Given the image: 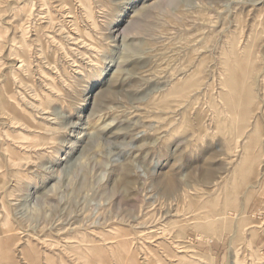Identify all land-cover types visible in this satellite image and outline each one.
Wrapping results in <instances>:
<instances>
[{
	"label": "rangeland",
	"instance_id": "374dc122",
	"mask_svg": "<svg viewBox=\"0 0 264 264\" xmlns=\"http://www.w3.org/2000/svg\"><path fill=\"white\" fill-rule=\"evenodd\" d=\"M0 111L3 264H264V0H0Z\"/></svg>",
	"mask_w": 264,
	"mask_h": 264
},
{
	"label": "bare ground",
	"instance_id": "6f19581e",
	"mask_svg": "<svg viewBox=\"0 0 264 264\" xmlns=\"http://www.w3.org/2000/svg\"><path fill=\"white\" fill-rule=\"evenodd\" d=\"M58 5V4H57ZM69 15V14H68ZM70 16V15H69ZM72 22V21H71ZM76 41H78V40H76ZM77 43V42H76ZM81 43V42H80ZM84 43H86V42H84ZM125 43V42H124ZM127 46V45H126ZM127 50V49H126ZM24 61V60H23ZM24 63V62H23ZM18 64V63H17ZM20 65V64H19ZM24 66H25V63H24ZM129 69V68H128ZM129 71V70H128ZM130 72V71H129ZM185 72V71H184ZM137 73V72H136ZM137 76V75H136ZM150 77V76H149ZM9 79V78H8ZM238 81V75H237V73H236V69H232V71H230L229 73H228V75H226V77L224 78V82H225V84L226 85H229V86H238L239 85V81ZM174 82V81H173ZM172 82V83H173ZM169 84V83H168ZM171 84V83H170ZM113 87V86H112ZM122 88V87H121ZM121 88H119V89H121ZM107 89V88H106ZM190 89H191V87H190V85H189V82H188V80H185V81H180V80H178V81H176V82H174L173 83V85L170 87V91H169V95L170 96H177V97H179L180 99H181V101L180 102H185V100H186V97H187V95H188V92L190 91ZM114 90V89H113ZM107 91V90H106ZM126 91V90H125ZM115 92V91H114ZM21 93V92H20ZM123 93V92H122ZM17 94V93H16ZM22 94V93H21ZM115 94V93H114ZM239 94H240V96H242V97H244L245 95H249L250 93H249V90H248V87L247 86H245L241 91H239ZM169 95H161V96H159V97H156V100H158V101H162V102H166L167 100H168V96ZM130 96V95H129ZM128 96V97H129ZM6 97V96H5ZM130 98V97H129ZM245 98V97H244ZM1 99H3V98H1ZM246 100H247V98H245ZM18 100V99H17ZM13 101V100H12ZM3 102H4V99H3ZM5 102H7V101H5ZM16 103V102H15ZM8 104V103H7ZM3 105V104H2ZM10 105V104H9ZM14 105V104H13ZM137 105V104H136ZM16 106H18V105H16ZM34 106H37L36 104L34 105ZM135 106V105H134ZM14 107V106H13ZM99 107V106H98ZM3 108V107H2ZM16 107H14V109H15ZM7 109V108H6ZM21 109V108H20ZM8 111V109L5 111V112H7ZM1 112V111H0ZM13 112V111H12ZM43 112H45V111H43ZM9 113H10V111H9ZM18 114L19 112H17V111H15V113L14 114ZM21 113H23L22 111H21ZM4 114V113H3ZM12 115V114H11ZM10 116V115H9ZM8 116V117H9ZM18 116V115H17ZM26 117H27V115H25ZM3 117V116H2ZM11 117V116H10ZM16 118H18L19 119V117H16ZM21 118V117H20ZM29 118V117H28ZM27 118V119H28ZM10 119V118H9ZM14 120V119H13ZM12 120V121H13ZM22 120V119H21ZM28 120H30V119H28ZM10 121V120H9ZM11 121V122H12ZM22 121H24V120H22ZM25 121H27V120H25ZM25 121H24V123H25ZM227 121H229V119L227 120ZM226 121V122H227ZM23 122H21V124H22ZM29 123V122H28ZM27 123V124H28ZM228 123V122H227ZM26 124V125H27ZM32 124V123H31ZM25 125V126H26ZM247 124H246V120H245V118H242L241 119V123H240V127L242 128V127H245ZM33 126V125H32ZM31 126V127H32ZM39 126H41V125H39ZM1 127V126H0ZM38 127V126H37ZM37 127H36V129H37ZM7 128V127H6ZM43 128V127H42ZM41 127H40V129H42ZM28 129V128H27ZM33 130H34V128H32ZM31 129V130H32ZM37 130H39V128L37 129ZM40 131V130H39ZM228 132V131H227ZM22 134V133H21ZM2 135V134H1ZM20 135V134H19ZM25 134H23V136H24ZM38 135H40V134H38ZM8 136V135H7ZM22 136V135H21ZM28 136V135H27ZM24 137H26V136H24ZM29 137H31V136H29ZM36 137V136H35ZM42 137V136H41ZM12 138V137H11ZM20 139H21V137H20ZM23 140V139H22ZM19 141V140H18ZM21 142V141H20ZM248 143V142H247ZM26 145V144H25ZM24 145V147H26ZM19 146V145H18ZM28 146V145H27ZM10 147H12V146H10ZM14 148V147H13ZM26 149V148H25ZM14 150V149H13ZM242 150V149H241ZM27 151V150H26ZM8 152H10L9 150H8ZM12 152V151H11ZM29 152V151H28ZM5 153V152H4ZM13 153V152H12ZM241 157V156H240ZM236 160V159H235ZM234 162H236V161H234ZM233 163V162H232ZM233 165H235V164H233ZM247 169L246 168H244V167H239L238 168V170L236 171L237 172V176L234 174V179H233V183L231 184L232 185V188L230 189V192H228V194H227V196H226V194H225V199L222 201V200H220V198H219V196H217V197H214V199L213 200H211L210 202H212L213 203V205H214V207L216 208H222V205H221V203L223 202V207H224V211H223V215L225 216V217H230V218H232V220H230V218H229V220H227V218H225V219H222V220H220V221H218V222H214V223H209V224H203V225H201L200 226V228H199V231H200V233H201V237L200 238H202L203 236H208V237H210L211 236V233H213V232H217V234L219 233V236H221V233L223 232V231H229V232H231V234H232V240H231V248H230V251L231 252H233L234 250H236V246H237V240L239 239V233H240V230L242 229V227H243V225H242V222H241V219L238 217V214H233V215H230V213H228V211L227 210H229V211H235V209H234V207H233V199H234V197H235V192H236V189H235V186H241V185H243L245 182H246V180H247V178H246V175H245V173L247 172L246 171ZM262 172V171H261ZM230 173V172H229ZM235 180L237 181V182H235ZM258 181V180H257ZM170 182L171 183H175V179H170ZM254 183V182H253ZM260 183V182H259ZM254 185V184H253ZM195 205H197V204H191V202H189V206H190V208H192L193 210H199L200 212H199V216H201V217H207L208 215H211V213H213V212H215V208L213 207V205L212 206H209L210 205V203L209 202H207V203H205V204H203V205H200V206H196V208H194L195 207ZM219 206V207H218ZM221 206V207H220ZM205 208H207L208 210L207 211H204V209ZM168 214V213H167ZM241 214V213H240ZM239 214V215H240ZM219 219V218H218ZM165 225V224H164ZM252 227V226H251ZM168 231V230H167ZM164 236V235H163ZM155 238V237H154ZM156 239V238H155ZM207 239V238H206ZM187 240V239H186ZM185 240V241H186ZM8 242H7V244H10V242H11V238H9L8 240H7ZM152 241H154V240H152ZM176 241H181V240H175V242ZM184 241V240H183ZM172 242V241H171ZM174 242V241H173ZM172 242V243H173ZM156 243V242H155ZM178 243V242H177ZM2 244L3 243H0V248H1V246H2ZM177 245V244H176ZM189 247H191V246H188V248ZM180 249H181V247H180ZM181 251V250H180ZM185 251V250H184ZM187 251V250H186ZM194 251H196V252H198L195 248H194V250H190V252H192V253H194ZM9 251H5V250H2V249H0V255H5L6 253H8ZM189 252V251H188ZM190 252L187 254V256L186 257H189V255H190V263L191 264H202L201 262H199L198 260H195L194 259V257H193V255L191 256V254H190ZM146 257H148V256H146ZM205 258H206V260L207 261H209L210 262V256H204ZM233 257V256H232ZM204 260V259H203ZM202 260V261H203ZM0 264H3V262L2 261H0ZM209 264V263H208ZM210 264H212V261L210 262Z\"/></svg>",
	"mask_w": 264,
	"mask_h": 264
},
{
	"label": "crops",
	"instance_id": "0c3cea01",
	"mask_svg": "<svg viewBox=\"0 0 264 264\" xmlns=\"http://www.w3.org/2000/svg\"><path fill=\"white\" fill-rule=\"evenodd\" d=\"M252 199H253V198H252ZM252 199H251V201H252ZM251 201H250V203H251ZM250 203H249V204H250Z\"/></svg>",
	"mask_w": 264,
	"mask_h": 264
}]
</instances>
